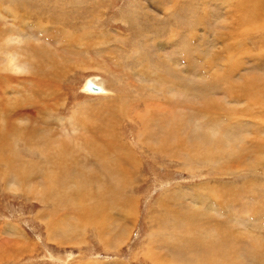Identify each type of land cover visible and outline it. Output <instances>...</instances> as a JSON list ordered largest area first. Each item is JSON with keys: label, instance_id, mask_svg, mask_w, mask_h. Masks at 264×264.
Instances as JSON below:
<instances>
[{"label": "rangeland", "instance_id": "1", "mask_svg": "<svg viewBox=\"0 0 264 264\" xmlns=\"http://www.w3.org/2000/svg\"><path fill=\"white\" fill-rule=\"evenodd\" d=\"M262 185L264 0H0V264H264Z\"/></svg>", "mask_w": 264, "mask_h": 264}, {"label": "bare ground", "instance_id": "2", "mask_svg": "<svg viewBox=\"0 0 264 264\" xmlns=\"http://www.w3.org/2000/svg\"><path fill=\"white\" fill-rule=\"evenodd\" d=\"M250 13H252V12H250ZM37 68V67H36ZM37 70H39V68H37ZM40 71V70H39ZM217 80H218V78H217ZM216 80V81H217ZM89 83H91V84H94L95 86H97V87H99L100 88V91L99 92H91V91H89V90H87V88H86V85L87 84H89ZM176 83H177V80H176ZM104 84L102 83V81L99 79V78H92V79H90V80H88L84 85H83V92H88L89 94H96V96L97 95H99V96H105L106 94H107V92L108 91H106L105 89H104V87L105 86H103ZM120 102V101H119ZM123 108V107H122ZM174 139H175V143H176V145H178V137H179V135L178 134H174L173 136H172ZM99 143V142H98ZM181 143H182V141H181ZM185 143H187V142H185ZM184 144V143H183ZM164 145H170V141L169 140H167L165 143H164ZM187 145V144H186ZM101 146V145H100ZM167 147H169V146H167ZM185 147V146H184ZM188 147V146H187ZM105 148H106V146H105ZM203 150V149H202ZM206 150V149H205ZM191 151H193V150H191ZM201 151V150H200ZM103 152V151H102ZM203 152V151H202ZM202 155V154H201ZM206 154L204 153V156H205ZM124 170V169H123ZM112 175L113 176H115V177H118L119 178V180H120V183L122 184V182L121 181H124L125 180V172H122V170H120L119 168H117L116 170L115 169H113L112 170ZM125 182V181H124ZM123 187V186H122ZM260 189L262 190L263 189V191H264V185H262V187L260 186ZM82 207V206H81ZM174 214V213H173ZM196 215V214H195ZM195 215H193L194 217H192V216H189L188 214L187 215H181V214H179V213H177L176 214V217H175V223H174V226H176V227H178L177 229H179L180 231H184L185 229H187L188 231H192V229H190V225H191V223L193 222L192 220H194L195 219ZM199 218V217H198ZM201 221V220H200ZM208 221V220H207ZM206 221V222H207ZM205 222V223H206ZM97 223V222H96ZM207 224H209V222H207ZM194 225V224H193ZM173 229V228H172ZM175 233H176V231H175ZM178 233V232H177ZM176 235V234H175ZM190 235V234H189ZM169 238H170V236H169ZM204 238V237H203ZM189 240V239H188ZM193 240V239H192ZM189 243H192L191 241H188ZM195 242H196V240H195ZM192 244H194V243H192ZM190 245V244H189ZM195 245V244H194ZM193 245V246H194ZM209 244L208 243H206V244H204V247H207ZM223 248H224V246H222ZM203 248V247H202ZM218 248V247H217ZM205 249V248H204ZM222 249V248H221ZM196 250V249H195ZM209 251V256L206 258V257H204L203 259H201V262H202V260H205V258H206V262L204 261V263L205 264H218V262H217V254H219L221 257H220V259H222V261H223V259L225 258V259H229V258H226V253H227V250L226 249H224V251H221V252H219V251H214V250H212L211 248H210V246L209 247H207L206 249H205V251ZM218 250V249H217ZM193 251H194V249H193ZM197 252V251H196ZM195 254V253H194ZM230 254V253H229ZM192 255V254H191ZM194 256V259H192L193 261V263L195 262L196 264L198 263V260H197V258H196V256L195 255H192V257ZM229 256V255H228ZM233 257V256H232ZM235 257V256H234ZM239 257V256H238ZM150 258H152L153 260L154 259H161V257L159 258V256L158 257H154L153 255H152V253H149V259ZM201 258V257H200ZM159 261V260H158ZM221 261V262H222ZM225 261V260H224ZM236 261V260H235ZM155 263V261L153 262V264ZM159 263V262H158ZM161 263H163L162 261H161ZM192 263V264H193ZM203 263V264H204ZM226 263H228V261L226 262ZM231 263H232V261H231ZM156 264V263H155ZM165 264V263H164ZM200 264V263H199Z\"/></svg>", "mask_w": 264, "mask_h": 264}, {"label": "water", "instance_id": "3", "mask_svg": "<svg viewBox=\"0 0 264 264\" xmlns=\"http://www.w3.org/2000/svg\"><path fill=\"white\" fill-rule=\"evenodd\" d=\"M86 88H87V90H89L91 92H99L100 91L99 87H97V86H95L94 84H91V83L87 84Z\"/></svg>", "mask_w": 264, "mask_h": 264}]
</instances>
